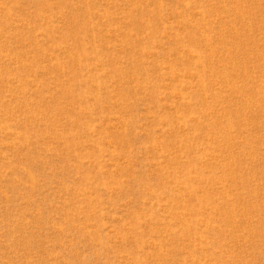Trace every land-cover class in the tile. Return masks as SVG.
Wrapping results in <instances>:
<instances>
[{"label": "rangeland", "instance_id": "1", "mask_svg": "<svg viewBox=\"0 0 264 264\" xmlns=\"http://www.w3.org/2000/svg\"><path fill=\"white\" fill-rule=\"evenodd\" d=\"M0 264H264V0H0Z\"/></svg>", "mask_w": 264, "mask_h": 264}]
</instances>
